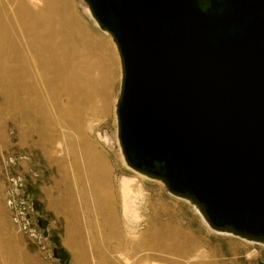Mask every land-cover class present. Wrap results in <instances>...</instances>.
<instances>
[{"label": "water", "instance_id": "1", "mask_svg": "<svg viewBox=\"0 0 264 264\" xmlns=\"http://www.w3.org/2000/svg\"><path fill=\"white\" fill-rule=\"evenodd\" d=\"M114 37L129 167L264 241V0H84Z\"/></svg>", "mask_w": 264, "mask_h": 264}, {"label": "rangeland", "instance_id": "2", "mask_svg": "<svg viewBox=\"0 0 264 264\" xmlns=\"http://www.w3.org/2000/svg\"><path fill=\"white\" fill-rule=\"evenodd\" d=\"M50 1L53 19H57L61 16V0ZM64 1L70 13L63 17L65 24L70 19L77 22L84 39L77 40L74 35L73 42L85 45L99 66V71L91 73L93 92L82 105L84 116L78 118L83 138L70 132L67 149L59 154L56 134L44 126L42 112L25 115L16 108L15 98L4 94L10 104L0 103V264H73V249L80 253L82 264H94L82 230L81 212H89L92 197L99 196L107 200L105 208L112 206L120 213L117 180L132 175L118 158L112 110L113 100L119 95L120 70L116 52L106 38L110 36L88 17L84 0ZM6 87L3 83L0 90L5 92ZM99 137L107 142L97 143ZM86 144L96 145L102 155L111 182L109 191L103 192L94 184L97 179L93 181L88 171L83 150ZM144 188L146 221L141 231L147 223L163 236L170 234L178 239L187 253L201 248L208 256L203 264H264V247L260 244L250 245L210 231L194 206L171 194L159 181L148 179ZM118 217L113 230L123 229ZM67 220L73 222L71 239ZM95 247L105 249L100 242Z\"/></svg>", "mask_w": 264, "mask_h": 264}, {"label": "bare ground", "instance_id": "3", "mask_svg": "<svg viewBox=\"0 0 264 264\" xmlns=\"http://www.w3.org/2000/svg\"><path fill=\"white\" fill-rule=\"evenodd\" d=\"M86 5L88 10L86 9L85 12L88 17L104 34L110 36L106 37L107 41L108 43L111 41L116 52L117 67L120 70V88L118 97L113 100L112 110L116 122L115 139L120 163L132 173L130 176L123 175L117 180L120 213H117L112 206L105 208L107 200H102L99 196L92 197L90 202L92 207L89 212L84 210L81 212L82 230L92 251V262L94 264H203L208 256L201 248H195L193 252L187 253L178 239L172 238L170 234L163 236L160 231L153 229L147 223L145 224L147 228L141 231L146 221L143 216V205L146 201L144 182L151 179L159 181L166 189L167 186L161 179L129 167L124 158L118 138L117 123V104L123 78L121 55L112 34L100 28L89 5L87 3ZM50 6V0H0V86H3V83L7 86L5 92L0 90V103L10 104L4 98L6 93L16 99V108L25 115L29 112H42L43 124L56 134L55 145L61 154L67 149L65 144L70 132L73 134L75 132L78 138L82 136L79 133L81 124L78 118L84 116L82 105L93 92V86L90 87L93 78L91 73L99 71V66L96 57L89 56L90 50L85 45L73 42L74 35L77 40L84 39L82 32L77 29V22L70 19L71 21L65 24L63 20L64 16L70 14L66 2L60 1L61 16L57 19H53L55 13ZM13 56H15V65L11 61ZM68 122L71 126L66 124ZM99 139L97 143L107 142L103 137ZM83 150L87 157L88 171L93 181L97 179V183L94 181L95 186L99 189L102 187L103 192L109 191L111 182L107 180L109 178L107 168L96 145H83ZM174 196L194 206V210L210 231L242 239L250 245L255 243L264 247L262 240L235 235L228 230L211 228L198 204L189 198ZM118 214L123 229L113 230L119 220ZM72 227L73 222L67 220L68 239H71ZM98 242L102 243L104 250L99 247L94 248ZM181 253L184 256H181ZM72 254L73 264H82V258L76 249H73Z\"/></svg>", "mask_w": 264, "mask_h": 264}]
</instances>
